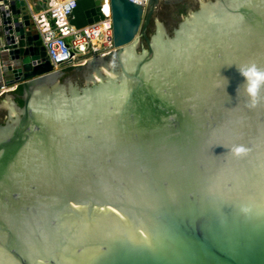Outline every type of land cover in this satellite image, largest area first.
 <instances>
[{
  "label": "water",
  "instance_id": "1",
  "mask_svg": "<svg viewBox=\"0 0 264 264\" xmlns=\"http://www.w3.org/2000/svg\"><path fill=\"white\" fill-rule=\"evenodd\" d=\"M109 2L115 52L53 71L0 0V264H264V0Z\"/></svg>",
  "mask_w": 264,
  "mask_h": 264
},
{
  "label": "built area",
  "instance_id": "2",
  "mask_svg": "<svg viewBox=\"0 0 264 264\" xmlns=\"http://www.w3.org/2000/svg\"><path fill=\"white\" fill-rule=\"evenodd\" d=\"M142 7L147 0H129ZM77 0H43V7L32 12L31 24L46 52L53 71H64L86 64L96 58H104L115 52L112 40V24L109 0L100 1L99 22L76 30L70 25L72 11ZM16 87L0 90L13 92Z\"/></svg>",
  "mask_w": 264,
  "mask_h": 264
},
{
  "label": "clouds",
  "instance_id": "3",
  "mask_svg": "<svg viewBox=\"0 0 264 264\" xmlns=\"http://www.w3.org/2000/svg\"><path fill=\"white\" fill-rule=\"evenodd\" d=\"M239 73L246 82L245 92L251 99L253 106L259 96L260 90L264 87V69L258 68L255 63L238 68ZM236 154L244 152L242 147L235 149Z\"/></svg>",
  "mask_w": 264,
  "mask_h": 264
},
{
  "label": "flooded vegetation",
  "instance_id": "4",
  "mask_svg": "<svg viewBox=\"0 0 264 264\" xmlns=\"http://www.w3.org/2000/svg\"><path fill=\"white\" fill-rule=\"evenodd\" d=\"M177 14V12H175L174 13V15L172 14V17L173 18H170L169 16L171 15V12H168L167 10H162V11H160V13L158 14V18L160 19V20H164V19H167V25L169 24H171V20L173 21V20H176V17H175V15Z\"/></svg>",
  "mask_w": 264,
  "mask_h": 264
},
{
  "label": "crops",
  "instance_id": "5",
  "mask_svg": "<svg viewBox=\"0 0 264 264\" xmlns=\"http://www.w3.org/2000/svg\"><path fill=\"white\" fill-rule=\"evenodd\" d=\"M28 1L29 7L32 8V12H37L43 7V0H33L32 2L30 0Z\"/></svg>",
  "mask_w": 264,
  "mask_h": 264
},
{
  "label": "trees",
  "instance_id": "6",
  "mask_svg": "<svg viewBox=\"0 0 264 264\" xmlns=\"http://www.w3.org/2000/svg\"><path fill=\"white\" fill-rule=\"evenodd\" d=\"M185 10H186V8L184 6L179 7L178 8V14L183 15ZM70 70H72V69H69L67 71H70ZM19 95H20V90L17 91V96H19ZM16 103L18 104V106H21V104H22L21 101L18 99V97L16 98Z\"/></svg>",
  "mask_w": 264,
  "mask_h": 264
},
{
  "label": "rangeland",
  "instance_id": "7",
  "mask_svg": "<svg viewBox=\"0 0 264 264\" xmlns=\"http://www.w3.org/2000/svg\"><path fill=\"white\" fill-rule=\"evenodd\" d=\"M2 111H3V109H1V107H0V118H1Z\"/></svg>",
  "mask_w": 264,
  "mask_h": 264
}]
</instances>
